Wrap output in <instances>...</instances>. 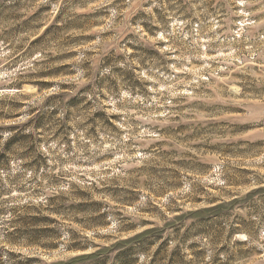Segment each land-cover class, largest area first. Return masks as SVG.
<instances>
[{"label": "rangeland", "instance_id": "obj_1", "mask_svg": "<svg viewBox=\"0 0 264 264\" xmlns=\"http://www.w3.org/2000/svg\"><path fill=\"white\" fill-rule=\"evenodd\" d=\"M27 123L0 264L146 230L132 264H264V0H0V132Z\"/></svg>", "mask_w": 264, "mask_h": 264}, {"label": "trees", "instance_id": "obj_2", "mask_svg": "<svg viewBox=\"0 0 264 264\" xmlns=\"http://www.w3.org/2000/svg\"><path fill=\"white\" fill-rule=\"evenodd\" d=\"M37 41H34L33 44L35 45ZM50 73V72H49ZM55 73H58V72H55ZM51 74L53 75L54 72H51ZM42 76L44 75H48V74H41ZM60 88H64V84H60L58 85ZM41 88V86H40ZM62 95H57V96H54V97H51L49 98L48 100H52L53 98H57V97H60ZM50 102V101H49ZM31 122V121H29ZM29 125V123L23 125V126H10V127H7V128H3V130L5 129V133H1L0 136H4L6 137V140H7V145L6 147L4 148L3 150V153H1L0 155V167L3 166L4 162L3 161H8L10 160L11 156L8 154H11L12 155V152L13 150H11V146L14 144L16 147L18 148H22L23 147L26 149L27 146L26 145V142H27V139H30L33 137V134L30 132V130H26V127ZM20 128L18 131L17 129ZM2 129V128H1ZM26 130V133L23 134V131ZM2 131V130H1ZM3 132V131H2ZM6 135V136H5ZM30 153V150L29 152H25L24 154L22 155H29ZM3 158H5V160H2ZM37 162H31L29 165L31 166H35L37 165L36 164ZM155 231V230H154ZM151 233H153V230H146L130 239H126L124 241H121V242H118L116 244H113L111 246H107V247H101L97 250H91L90 252H85L88 248V246L86 244H82V243H79V242H76V243H73V244H70V246L68 247V249H72V250H82L83 253L82 254H79L75 257H72L70 258L67 262H60V263H53V264H84V263H88V264H104V261H103V256L100 257L102 254H105L111 250H114L115 248H120V252L119 254L117 255L118 258H119V264H132V261H128V253L131 251L133 252L134 250L136 251V248H134L133 246V242H139V244L137 245L138 246V249L139 250H146L147 248L143 246V243H146V241H148L147 239L143 241L144 238L146 237H150ZM152 238V237H150ZM153 238L156 240L159 238L158 235L156 236H153ZM149 239V238H148ZM152 242H149V246ZM163 250L160 249L156 252V259H154V262L156 260H158V257H162L161 254ZM173 258H171L169 260V262L171 264H175V263H179L180 262V258H178V253L176 251H174L173 253Z\"/></svg>", "mask_w": 264, "mask_h": 264}]
</instances>
